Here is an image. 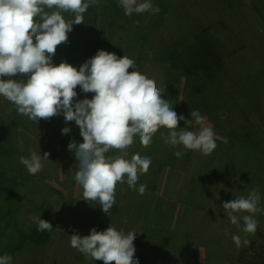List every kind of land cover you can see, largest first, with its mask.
Here are the masks:
<instances>
[{
  "label": "rangeland",
  "instance_id": "1",
  "mask_svg": "<svg viewBox=\"0 0 264 264\" xmlns=\"http://www.w3.org/2000/svg\"><path fill=\"white\" fill-rule=\"evenodd\" d=\"M104 1L107 2L98 0V3L89 7L83 14L84 23L73 25L72 31L67 34V42L57 46V51L52 57L54 65L59 66L67 62L78 70L86 61L96 56L99 50L114 53L118 58L120 55H126L124 54L126 52L137 57L142 43H145L141 42L139 37V23H135L138 22L137 19L132 15L128 16L123 25L124 20H115L120 12L114 10L115 13H108L102 5ZM112 2L114 5L117 0ZM167 3L168 0H165L166 5ZM166 5L155 3L153 6L160 9L159 14L162 16L165 15ZM104 6L108 7L107 4ZM258 7L262 11L256 9L250 1L247 4L244 2L242 11L248 14L255 26L264 30V2ZM62 14L66 20L74 18L71 12ZM157 14L147 13L145 27L149 30L151 19ZM206 14L204 13L202 17L204 18ZM167 22L168 25L176 23L173 16ZM167 31L174 33L170 26ZM150 41L151 37L146 41L147 45ZM128 43L133 47L130 50L126 47ZM194 43V40L186 43L184 39L183 42L173 44L174 46L160 47L158 54L155 53L157 47L153 48L149 52L151 60L147 58L142 60L143 70L145 69L142 74L147 76L154 63L155 75L162 76L165 66L157 63L162 64L161 59L169 57L172 50L176 48L185 50ZM229 50L228 47L215 52L218 54L222 51L226 55L231 52ZM245 64L246 62H236L234 71ZM160 67L163 69L159 70ZM174 73L175 77L172 79H180L177 71ZM10 78L22 77L20 75L4 77L5 80ZM157 79L165 83L163 77ZM237 86L240 87V84ZM75 91L78 95L74 101L85 99L84 93L79 94V86ZM238 92L223 110L224 118H228L229 107L236 109V106L241 104L245 106L244 92L240 90ZM172 98L167 97L171 104ZM185 118L192 119L191 116ZM224 118L215 128L207 116L206 126L214 130V138L217 141L226 143L228 122ZM65 127L71 129L67 135L62 134ZM184 127L186 125L183 122L180 128ZM193 130L198 131L199 126ZM79 133L80 128L75 121L66 123L62 113L48 119L42 118L39 123H34L28 117L18 114L15 106L7 99L0 97V137L8 144L11 153L0 161V167L8 177L7 186H2L5 191L2 203L8 210L5 236L0 239V255H10L12 264H102L100 261L86 259L83 254L71 247L70 236L74 234L88 236L93 228L98 232L104 231L111 224L118 232H137L133 244L136 249L134 259H138L139 264H164L166 257L170 258L178 251L192 258L195 256L194 245L200 244L197 241L200 239L206 248L219 253L217 256L214 255L215 257L212 256L210 264H218L217 259L223 260L222 264H234L231 253L236 252L239 247L230 238L233 235H239L242 242L245 238L249 241L247 245L242 244L247 250L258 253L264 249V211L254 214L258 227L256 232L251 234L242 231V220L239 226L232 225L223 210L225 202L241 196L247 197L253 189H257L262 197L258 207L264 208V173L258 177L255 171L250 170V165H242L240 157L246 158L248 155L246 150L242 149V146L244 148L246 146L242 145L244 143L232 144L229 147L216 143L217 148L209 155H203L195 150L194 154H188L189 150L183 146L170 145L169 153L166 154L168 168L157 192L147 191L140 195L137 191H130L126 183H118L115 191L116 203L109 215L102 210L98 202L83 199V189L74 179L79 165L74 152L69 151L68 145L74 141L72 137L80 135ZM230 146L239 149L235 153ZM177 151L182 152L180 158L175 155ZM32 152H40L42 156L45 153L49 154V160L42 161L43 168L36 175H30L19 162L21 156H30ZM155 165H158L157 161ZM250 175L252 179L248 178ZM34 217L57 219L59 226L51 237L43 240L36 238L41 244L20 242V234L29 232L36 224ZM144 224L151 226L152 230H148V226ZM224 227L230 228L228 232L230 236L221 240V236L226 235L222 231ZM141 231L148 234V239L145 237L141 239L144 243L137 240V235ZM19 242L21 245L16 249ZM11 246L14 250H11Z\"/></svg>",
  "mask_w": 264,
  "mask_h": 264
},
{
  "label": "clouds",
  "instance_id": "2",
  "mask_svg": "<svg viewBox=\"0 0 264 264\" xmlns=\"http://www.w3.org/2000/svg\"><path fill=\"white\" fill-rule=\"evenodd\" d=\"M126 16L159 13L152 0H117ZM98 0H0V97L15 106L18 114L34 123L60 115L65 122L75 121L84 142L68 145L78 162L75 181L83 189V199L98 202L110 215L116 203L118 183L143 195L147 185L137 182L149 171L151 158L134 155L127 159L126 151L138 138L139 144L148 146L160 129L161 138L168 145L211 154L216 148L215 133L206 126L207 117L199 110H191V120L173 110L169 100L162 98L163 89L137 70L135 61L128 56L118 58L114 53L99 50L79 69L63 62L54 65L52 57L57 46L67 42L74 24L84 23L83 14ZM71 12L66 20L62 13ZM35 39V43H34ZM129 69H134L129 72ZM20 79H7L15 77ZM26 77V78H25ZM95 93L91 99L74 103L75 89ZM183 121L186 125L179 128ZM199 126V130H193ZM71 132L69 127L62 134ZM118 150L109 156L110 150ZM48 153L32 152L19 158L30 175L38 174ZM177 158L181 151L175 153ZM262 197L253 189L247 197L241 196L223 204V210L232 225L254 234L258 222L254 214L264 211L258 207ZM247 213V214H245ZM39 231L50 230V222L34 217ZM136 231L118 232L111 224L104 231L93 228L88 236H70V246L88 260L102 264H139L134 259ZM237 247L247 245L239 235L232 236ZM0 264H12L8 254L0 255Z\"/></svg>",
  "mask_w": 264,
  "mask_h": 264
},
{
  "label": "trees",
  "instance_id": "3",
  "mask_svg": "<svg viewBox=\"0 0 264 264\" xmlns=\"http://www.w3.org/2000/svg\"><path fill=\"white\" fill-rule=\"evenodd\" d=\"M249 1L255 5L256 9H259L258 5L264 2V0H212L211 2L210 0H168L166 5L165 0H152L153 5L155 3L166 5L165 15L160 16L158 13L156 17H153L149 30L145 27L147 25V19H145L147 12L143 14L134 13L132 17L138 21L135 23H139V37L141 42L145 43L141 44V48L139 47L137 57L129 55L128 52L124 54L130 59L135 58V62L138 60L136 68L142 73L145 71L142 60L144 58L151 60L149 52L153 48L157 47L155 53L158 54L159 48L162 46L171 47L177 42H183L184 39L186 43L194 40L193 46L190 45L185 50L176 48L172 50L169 57L166 56L161 61L158 60L163 61L162 64L157 63L158 65L165 66L163 73H161L162 76L155 75L153 63L147 77L153 80L158 88L163 89V99L167 100V97H173L172 106L178 116H190L191 110H199L203 115L208 116L215 128L223 120V110L229 101L235 98L236 94L239 93L238 90L244 92L245 103L243 104L245 106L241 104L236 106V109L229 107L228 118H224L228 122V135H225L228 141L223 143L215 140L219 145L226 147L244 143L242 145L246 146L245 148L242 146V149H245L248 155L246 158L240 157V161L242 165H250V170L255 171L260 177L264 173V30L255 26L248 14L242 11L244 2L247 4ZM106 4L108 5L107 8L104 6ZM102 5L104 9L108 10V13H115L114 10L120 12L115 19L116 21L124 20V25L128 20L129 17L124 14L123 8L118 2L113 5L112 0H107ZM259 11L262 10L259 9ZM204 13L207 14L203 18ZM171 16L176 23L168 25L167 21L171 20ZM168 26L174 29V33L167 31ZM170 35L175 37L171 38ZM149 37H151V41L147 45L146 41ZM137 44H139V39ZM126 47L129 50L133 48L129 43ZM228 47L231 52L226 55L222 51H219L218 54L215 52ZM123 56L125 55H120L119 58ZM238 61L246 62V64L235 72L233 67ZM198 67L201 68L198 69ZM162 69V67L159 68V70ZM131 70L133 71V69H129V72H132ZM175 71H177L176 74L178 77L180 76V79H172L175 77ZM159 77H163L165 83L159 82L157 79ZM238 84L240 87L237 86ZM82 93L84 92L79 86V94ZM94 95L95 93H84L83 96L89 99L90 97L93 98ZM182 123L183 121L179 123V128ZM161 132L166 133L167 130L160 129L148 146L140 145L138 138H135L133 145L126 150L128 152L127 159H131L134 155L151 158L152 163L149 171L140 175L137 182V187L140 184L147 185L146 192H157L159 184L163 182L165 170L168 168L166 154L169 153L170 145L161 138ZM73 140L77 144L84 142L81 135L73 137ZM230 148L235 153L239 149H234L231 146ZM117 151L115 149L110 150L107 155H115ZM10 154L8 144L0 137V161ZM188 154H194V151L189 150ZM237 160L236 162L239 161ZM156 161L158 162L157 166L155 165ZM235 169L239 168L235 167ZM248 178L252 179L253 177L250 175ZM7 182L8 177L0 167V239L5 236L7 226L8 208L2 203L5 192L2 186H7ZM164 185H166V180ZM42 219L53 225L50 230L39 231L37 224H35L29 232L20 234L19 241L22 243L29 241L37 245L41 243H38L36 238L43 240V238L51 237L59 226V220L48 217H42ZM144 225L148 226V230H152L148 224ZM229 229L224 227L222 231L226 235L222 234L224 236H221V240L229 238ZM143 237L148 239V234L141 231L137 235V240L144 243L141 241ZM197 241L200 244H197ZM197 241L194 245V257L191 258L184 252L178 251L174 256L166 257L164 264H210L212 256L215 257L219 253L206 248L203 240ZM20 242L16 245V249H19ZM242 244L236 252L231 253L234 264H264V249L255 253L242 247ZM11 250L14 248L12 247ZM176 255L180 258H177ZM140 260L142 259L140 258ZM217 262L222 264L223 260L217 259Z\"/></svg>",
  "mask_w": 264,
  "mask_h": 264
},
{
  "label": "crops",
  "instance_id": "4",
  "mask_svg": "<svg viewBox=\"0 0 264 264\" xmlns=\"http://www.w3.org/2000/svg\"><path fill=\"white\" fill-rule=\"evenodd\" d=\"M81 135V133H79ZM76 136H79V135H76ZM75 137V136H74ZM73 138V137H72Z\"/></svg>",
  "mask_w": 264,
  "mask_h": 264
}]
</instances>
